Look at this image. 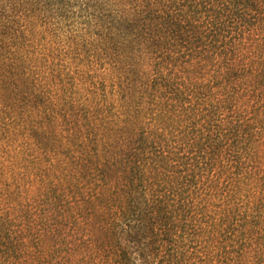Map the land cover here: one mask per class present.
Listing matches in <instances>:
<instances>
[{
  "label": "trees",
  "instance_id": "16d2710c",
  "mask_svg": "<svg viewBox=\"0 0 264 264\" xmlns=\"http://www.w3.org/2000/svg\"><path fill=\"white\" fill-rule=\"evenodd\" d=\"M0 264H264V0H0Z\"/></svg>",
  "mask_w": 264,
  "mask_h": 264
}]
</instances>
